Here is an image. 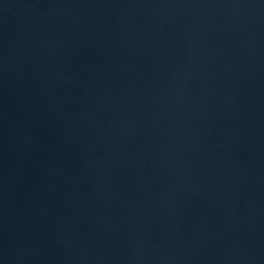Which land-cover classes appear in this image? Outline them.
<instances>
[{
    "label": "water",
    "instance_id": "95a60500",
    "mask_svg": "<svg viewBox=\"0 0 264 264\" xmlns=\"http://www.w3.org/2000/svg\"><path fill=\"white\" fill-rule=\"evenodd\" d=\"M0 264H264V0H0Z\"/></svg>",
    "mask_w": 264,
    "mask_h": 264
}]
</instances>
